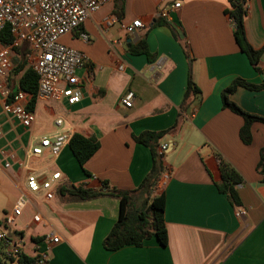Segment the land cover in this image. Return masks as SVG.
<instances>
[{
	"label": "crops",
	"instance_id": "obj_1",
	"mask_svg": "<svg viewBox=\"0 0 264 264\" xmlns=\"http://www.w3.org/2000/svg\"><path fill=\"white\" fill-rule=\"evenodd\" d=\"M177 2L181 7L175 9ZM227 9V0H110L80 32L62 38L64 45L89 59V66L78 72L82 101L74 106L37 102L36 115L41 110L52 121L49 130L39 135L37 119L25 129L0 116V153L16 156L10 170L3 168L0 156V175L8 178L16 200L0 229L22 243L25 255L37 258L44 253L46 264H264V183L257 171L264 124L252 126L253 141L245 145L240 138L243 118L222 103V92L236 79L264 83V54L263 72L258 73L235 42ZM136 20L143 28L134 38L126 27ZM159 20L167 21L178 38L169 27L156 25ZM245 27L249 43L261 48L264 0L249 2ZM81 32L88 35V42ZM146 34L153 60L130 53ZM190 77L200 93L191 96L187 111L181 112ZM128 92L135 96L131 108L121 104ZM230 100L246 113L264 118V89L238 88ZM58 119L64 120L61 128L55 125ZM176 123V132L161 143L167 146L163 152L167 172L158 193L166 197L167 246L154 237L140 248L105 250L104 240L120 215V201L110 197L79 201L59 194V189L69 183L99 190L104 182L110 189L138 188L153 160L150 150L132 136L164 131ZM63 131L100 142L85 166L91 177L83 172L69 145L58 156L45 153L29 158L37 140ZM220 159L243 180L237 186L241 207H234L217 189L222 182ZM19 161L26 167L21 168ZM30 171L46 177L60 172L61 186L51 201L32 195L35 205L6 226L20 195L27 192ZM239 212L244 215L238 217ZM36 215L41 216L40 222L34 221ZM56 237L60 241L54 244L51 240Z\"/></svg>",
	"mask_w": 264,
	"mask_h": 264
},
{
	"label": "built area",
	"instance_id": "obj_2",
	"mask_svg": "<svg viewBox=\"0 0 264 264\" xmlns=\"http://www.w3.org/2000/svg\"><path fill=\"white\" fill-rule=\"evenodd\" d=\"M109 1L0 0V116L10 118L25 129H30L36 122V110L29 109L32 95L19 87L21 74L10 79V74L15 68L14 59L21 60L19 52L24 48L29 51L25 69L33 70L38 78L37 102L74 106L82 101L83 82L78 72L89 66V59L82 52L64 45L61 40L67 35L80 32L89 18ZM180 7L181 3L177 2L173 8ZM142 28V22L136 20L126 27V31L129 35H134ZM7 29L12 37L9 44L2 42ZM80 37L89 41L88 35L82 32ZM134 99V94L128 92L122 98L121 104L131 108ZM55 125L58 128L63 127L64 120H56ZM71 138L69 131H63L53 137H42L32 147L29 158H40L45 153L58 156L69 145ZM160 150L166 152L167 146L161 147ZM0 156L4 158L3 168L12 169L16 156L5 151H2ZM18 165L21 168L26 167L22 161H19ZM61 181L60 172L46 177L30 171L26 178L27 192L20 195L12 214L6 219V226L12 224L28 206L35 205L32 195L41 194L47 201L53 200ZM243 215L241 212L237 213L238 217ZM34 221L40 222L41 216L36 215ZM51 241L57 244L60 238L56 237ZM0 243L8 257L23 254L22 243L12 238L7 230H0ZM47 261L48 257L43 253L37 257L36 264H46Z\"/></svg>",
	"mask_w": 264,
	"mask_h": 264
},
{
	"label": "trees",
	"instance_id": "obj_3",
	"mask_svg": "<svg viewBox=\"0 0 264 264\" xmlns=\"http://www.w3.org/2000/svg\"><path fill=\"white\" fill-rule=\"evenodd\" d=\"M250 1L252 0H227L228 9L226 10V14L233 22L234 39L237 46L241 52L247 56L253 69L258 73H262L263 71L260 67V63L264 54V44L259 49L254 48L249 43L246 33L245 21L248 15V4ZM156 25L169 27L173 35L178 38L177 32L167 21L159 20ZM2 42L8 44L12 42V37L8 29L2 37ZM185 52L189 57L187 46H185ZM130 53L132 55H145L149 60L154 59V56L148 49L147 34L136 46L132 47ZM19 55L21 60L17 59V65L11 72L10 79L12 80L21 74L19 87L24 92L32 95L29 109L36 110L38 78L33 70L25 69L29 51L24 48L19 52ZM238 88L256 92L264 89V83L261 85H254L245 80L236 79L222 92L223 107L243 118L244 125L240 130V138L245 145H250L253 141L252 126L255 123L264 124V118L246 113L230 100L231 95L234 94ZM199 93V89L190 77L185 98L181 105V112L187 111L189 105L188 101L191 96L198 95ZM177 128L178 123L172 128L164 131H145L140 135L132 136L134 142L150 150L153 160L151 171L138 188L130 191L110 189L108 184L104 182L102 184V189L99 190L76 187L69 183H65L59 189V194L79 201H90L101 197L116 198L120 201V215L111 232L104 240L103 246L105 250L116 252L128 246L140 248L154 237L162 246H167L168 233L165 223L166 197L164 193H158L159 182L161 177L167 172V169L164 165L165 153L161 152L160 148L162 146V141L168 135L174 134ZM100 146V142L95 137L86 138L80 134H74L70 140L69 147L81 169L88 177H91V174L86 170L85 166L98 152ZM219 167L222 182L217 185L218 191L221 194L227 195L234 207H241V200L237 193V186L243 184L241 176L223 159H220ZM257 171L261 176V182L264 183V147L260 151ZM0 227H2L1 223ZM36 259L37 258L29 257L24 253L8 257L0 243V264H36Z\"/></svg>",
	"mask_w": 264,
	"mask_h": 264
},
{
	"label": "rangeland",
	"instance_id": "obj_4",
	"mask_svg": "<svg viewBox=\"0 0 264 264\" xmlns=\"http://www.w3.org/2000/svg\"><path fill=\"white\" fill-rule=\"evenodd\" d=\"M19 60V59H18ZM17 59H14V65H17ZM52 121L49 119V116L44 114L41 110L37 114V123H36V135L43 134L49 130V125ZM15 193L10 187V182L8 178L4 175H0V223H5V215L11 209L14 204ZM1 229H3L1 227ZM0 229V230H1Z\"/></svg>",
	"mask_w": 264,
	"mask_h": 264
},
{
	"label": "water",
	"instance_id": "obj_5",
	"mask_svg": "<svg viewBox=\"0 0 264 264\" xmlns=\"http://www.w3.org/2000/svg\"><path fill=\"white\" fill-rule=\"evenodd\" d=\"M179 33H181V31H179ZM133 36H134V38H137V37H138V34L135 33ZM130 41H131V40H130Z\"/></svg>",
	"mask_w": 264,
	"mask_h": 264
}]
</instances>
